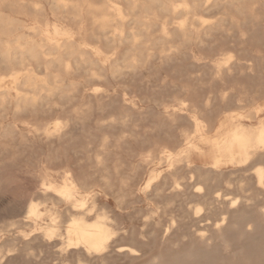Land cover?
Wrapping results in <instances>:
<instances>
[{
	"label": "bare ground",
	"instance_id": "obj_1",
	"mask_svg": "<svg viewBox=\"0 0 264 264\" xmlns=\"http://www.w3.org/2000/svg\"><path fill=\"white\" fill-rule=\"evenodd\" d=\"M50 3L51 6L55 8V10H59L62 15L63 13L64 15L68 14L73 19L74 23L67 24L58 18L52 19L46 16L41 18V14H44V6L41 5V0H0V112L8 107L14 108L17 112L28 109L33 110L39 107L50 108L59 106L63 108V106L72 103L75 95L80 90L83 92V95L91 93L95 96L105 92L100 88L101 83L109 78L113 79L118 76L120 77L121 74H124V71L127 73V68H136L137 64H140L139 61L141 57L146 56L149 59L150 56L154 55V53L152 54L150 51L147 52L149 48L148 43L144 41L141 36L150 37L149 34L151 29L155 27L159 29L160 38L163 42L171 43L172 40L176 39L180 42V45L201 43L205 39V36L209 37L208 35L210 34H218L219 37V34L222 35L230 29H236L240 33L238 39L241 37V41L235 45H233V42L232 44L228 42V44L229 46L231 44V48L241 51V54L235 55L231 49L226 48V45H222L223 43L221 42L222 46L217 49L219 50L218 57L216 56L212 63L209 62L212 64L211 70L213 78L223 83H226L225 81L227 79L234 78L236 80L235 82L240 85L243 81L242 79L238 81V79L245 78L251 72L255 71L257 60L263 62L264 59V52L259 45H253L248 53H245V47L243 46L245 44L243 38L249 33L248 31L254 32V28L259 24H263L264 28V0H50ZM5 7H9V11L12 10V14L5 13L3 11ZM204 12L219 13L220 16L216 18V14L214 16L216 19H208L202 15ZM23 16H27L28 18L24 19L22 18ZM164 16L167 17V19L162 20L161 17L164 18ZM175 19H177V21L169 26L170 21H174ZM232 31L233 30H230L228 32L232 33ZM170 32H173L174 35L170 36ZM231 33L230 35H232ZM251 38L252 37H249L248 39ZM254 38L256 37L254 36ZM254 38L251 40L257 39ZM223 39L224 37L221 41ZM215 40L220 41L217 38ZM203 42H205V40ZM157 46L158 45H156V47ZM142 47H144L146 54L143 53ZM176 47L177 46L174 48ZM180 48L179 46L177 49ZM186 50L187 49H185V51ZM166 51L164 49L161 50V52H163L160 53V57H163L161 60H164L171 54L165 53ZM206 53L208 54L209 52ZM199 54L200 52L198 55ZM202 55L204 56L205 54L203 53ZM171 57L174 58L173 55ZM169 60L170 59H167V61ZM143 65L144 64H142V67ZM209 73L208 75L212 76V74L210 75ZM194 76L197 75L194 74ZM164 80L166 79H163V81ZM235 82L232 83L234 84L232 85L233 88L234 86L237 88ZM204 83L206 84V81ZM212 85L214 86L213 83ZM243 87L245 86L243 85ZM249 88L250 87L247 89ZM259 88L258 85V89ZM228 89H230V86ZM241 89L243 88L241 87ZM154 93H156L155 90ZM103 94L105 95V93ZM226 95L224 92L220 94L219 97L221 101L228 100L226 97L229 95ZM198 97L200 99V96ZM211 97L212 96H210V99ZM176 99H178L176 100L177 105L172 106L171 110H167L168 107L165 106L164 119L168 122L169 126H172L175 122L179 121L182 116L181 113L185 111L188 113L191 129H182L180 131L181 139L178 143L175 142L174 137L167 129L165 130L166 136L164 141H153L152 145L146 151L140 153L138 164L153 165L148 171L144 189L153 185V197L160 196L161 192L166 190L171 192L168 193L169 198L165 202V207H163V215H166L164 212L167 207L170 206L169 204L173 205L176 197L186 195V193H184V187L179 181L185 178V176L180 175V169L183 167L187 171V178L190 179V182L191 179L197 177L201 179V181L203 180L205 185H207V189L204 191L201 185H197L192 193L187 195L189 198L196 197L200 201L191 203V206L188 204L189 206H187V209H183L182 205H180L179 210L182 211L181 216L185 217L186 215H192L194 218L201 219L205 217L206 220H210L212 215H218L219 218L212 221V228L218 233H221L228 219V215L238 211L237 208L240 202L248 204L251 200V198L247 197L248 192H254L256 195H264V117L260 116V113L263 111V106L258 103V94L256 92L252 95L246 94V90L244 93L238 92L236 108L221 111L218 116H216V119L211 121L206 115L208 111L205 112L210 106H207L208 108H198L200 106L197 107L196 103L188 105L186 99L181 100L177 97ZM96 101H98V99ZM96 103L98 105L99 102ZM102 103L103 101L99 105ZM164 103L166 104V100ZM208 103L207 101L206 104L208 105ZM83 105L84 103L82 102L80 103V108H75L77 105L73 107L75 113L73 110L72 112L76 117L83 116L85 110ZM110 105H112V103H110ZM100 108L105 110L103 105ZM117 111L119 113L121 110ZM55 119L52 129L46 124L44 125V122L46 123V121H44L36 125L33 131H37V134L38 132H42L47 136H53L52 134L59 132L61 129L65 130L66 127H64L60 121L62 119L58 120L59 117L57 119V116ZM95 121H97V124L99 123L98 119ZM119 121L122 122L123 120ZM49 122L47 121V123ZM115 122L117 123L116 120ZM65 123L68 124L69 121ZM116 123L115 125H117ZM97 126H101L100 123ZM150 127L151 126H149V128ZM15 128L17 127L15 126ZM76 128L74 127L75 130H77ZM79 129L82 130V128ZM143 130L147 129L143 128ZM10 133L11 130L0 127V136H6ZM21 133L18 135L21 136ZM137 136L139 135L137 134ZM9 139L11 140V138ZM118 139L120 138L116 140L118 141ZM123 140L124 139H122V141ZM8 143H3L5 145H1L0 141L2 147L8 145ZM23 143L26 142L23 141ZM100 147L101 145L96 148L98 149L97 151L101 150L99 149ZM118 148L119 144L117 149ZM103 149L102 147V151ZM106 154L108 155V152ZM95 158L97 161V157ZM162 164L165 165L164 169H161V167L159 168ZM224 168H231L233 172L230 174L235 172L246 173L249 170L253 173V178L244 177L239 181L237 186L240 193L239 195H232L231 190L234 188L233 182L230 178L231 176L222 177ZM92 174L94 173L92 172ZM102 178L104 179V177ZM59 179V181L52 179L51 175L47 172L42 174L41 184H38L40 185V189L38 191L34 189L37 192L33 191L34 194L30 196L28 201L25 199L26 204L22 210L23 218L30 220L34 229L37 230L44 239L52 241L54 238H58L61 242V251L64 250V253L69 249H82L86 254H99L105 251L112 239L119 235V229L113 224L114 220L111 219L106 209L97 207L95 194L86 190L84 181H79L69 170V167L63 168ZM105 179L107 178L105 177ZM125 180L122 179V181L126 182ZM119 182L121 181L119 180ZM220 184L223 185L225 191L222 190ZM37 187L35 184L34 188ZM121 197L123 198V195ZM15 202L19 204L16 200H14V204ZM118 202L122 203L123 201ZM158 206L159 205L155 207L158 209ZM258 207L259 212L264 216V203L258 205ZM206 210L207 212L204 215V211ZM158 211L160 210H157V212ZM159 215H161V213ZM90 216L93 217L90 219ZM64 217H66V219H64ZM159 218L157 217L158 222L161 221ZM149 220L151 219H148V222ZM174 224H172V226H174ZM9 226L11 227V225ZM9 226H7V228ZM17 226L18 225H13V227ZM144 226L146 227L145 224ZM248 226L249 224H247V227ZM247 227L243 232L249 229ZM171 228L172 227H170V229ZM9 229L11 228H8V230ZM198 233L201 238H205V232L203 230H200ZM241 236L243 237V234ZM257 237L259 238L260 236ZM258 238L256 239L259 240ZM226 243L229 245L228 242ZM10 246L12 245H9V247ZM120 249L130 248L120 247ZM6 250L7 253L11 251V249ZM32 255V257H34V254ZM59 255L61 254L59 253ZM90 256L92 255H89V257ZM3 258H1L2 260L0 259V262L3 261ZM77 259L78 264H81L82 260L80 257H77ZM208 262L211 264V261ZM66 263L68 264V262ZM185 263L187 262L185 261ZM154 264H156V262H154Z\"/></svg>",
	"mask_w": 264,
	"mask_h": 264
},
{
	"label": "rangeland",
	"instance_id": "obj_2",
	"mask_svg": "<svg viewBox=\"0 0 264 264\" xmlns=\"http://www.w3.org/2000/svg\"><path fill=\"white\" fill-rule=\"evenodd\" d=\"M44 1L46 0H41V5L45 7H43L44 14H41V18L46 16L52 19L58 18L67 24L74 23L73 19L68 14L64 15L63 13L62 15L59 10H55V8L51 6L50 0H47L46 2ZM9 9V7H5L3 8V11L7 14H12V10L9 11ZM202 15L208 19H216L220 16L219 13L206 12ZM215 15L216 18L214 17ZM22 18L26 19L28 17L23 16ZM161 18L162 20L167 19L165 16L164 18ZM175 21H177V19L174 21L171 20L169 26ZM230 30H233L232 33L228 32ZM230 30L225 34L223 33V36L219 34V37L218 34H210L208 35L209 37L205 36L204 40L207 43L203 42V40L201 43H189L191 45L187 43L180 45V42L176 39L172 40L171 43L163 42L160 38L159 29L155 27L151 29L149 34L150 37L141 36L143 40L148 43L149 48L147 49V52L150 51V53H154L149 59L146 56L140 58V64L143 62V67L146 66L143 68L142 64L140 65L138 63L136 66L137 69L127 68V73L125 71L123 72L125 75L121 74L120 77L118 76L113 79L109 78L101 83L100 88L102 91H105L103 92L105 95L103 93H99L97 96L91 93L83 95V92L80 90L75 95L72 103L63 106V108L59 106H53L50 108L39 107L33 110L28 109L17 112L14 108L8 107L0 112V127H5L7 130H11L9 135L0 136V138L2 137L0 139L1 145H5L3 143L7 144L9 142L8 145L3 146L4 150L0 145V224L2 225H0L2 230H0V255H2L0 256V259L5 257L3 258V261L0 262L1 264H67L66 262H68V264H78L77 257H80L82 260L81 264H154V262H156V264H209L210 262L208 261H211V264H264V216L259 212L258 207V205L264 203V195H256L254 192H248L247 197L251 198L249 203L240 202L237 208L238 211L228 215V219L223 226L222 232L218 233L212 228V221L218 219V215H212L210 220H206L205 217L198 219L194 218L192 215H186L183 217L181 216L182 211L179 210L180 205H182L183 209H187V206H191V203L200 201L196 197L189 198L187 195L192 193L197 185H201L202 190L205 191L207 185H205L203 180L201 181V179L194 177L190 182V179L187 178V171L182 167V169H180V175L185 176V180L182 179L179 181L182 183L186 195L176 197L173 205L169 204V208L167 207L164 212L166 215H163V207H165V202L169 198L168 193L171 192L166 190L161 192L160 196L153 197V185L144 189V183L147 179L148 171L153 165L138 164L140 153L146 151L152 145L153 141H164L166 136L165 130L168 129L169 133L174 137L175 142L178 143L181 139L180 131L182 129H191V122L188 118V113L185 111V113H181V118L172 125L173 127L169 126L168 122L164 119V111L166 110L165 106L168 107L167 110H171L172 106H176V100H178L176 97L181 100L186 99L188 105L196 103L197 107L200 106L198 108H208L210 106L205 112L208 111L206 115L209 120L213 121L221 111L236 108L238 92L244 93L246 90V94L248 95H252L256 92L258 94V103L263 106V111L260 113V116L264 117V59L263 62L261 61L262 63L257 60L255 71L251 72L245 78L238 79V81H241L242 79V86L241 84L239 85V83H236L234 78L227 79L225 81L226 83L213 78L211 63L216 56L219 55V50L217 49L220 46L226 45L225 47L231 49L235 55L241 54V51L231 48L232 42L233 45H235L241 41V37L238 39L240 33L236 29ZM263 31V24L257 25L254 28V32L248 31L249 33L243 38L245 40V44L243 45L245 47V53H248L255 44L259 45L264 52ZM172 33L173 32H170V36L174 35V33ZM230 33L232 35H230ZM226 34L229 35L227 36ZM253 35L257 39L254 38ZM220 37H224V39L221 41L222 38ZM249 37L256 40H251L252 38L248 39ZM216 38L220 41L215 40ZM153 42H157L158 44ZM228 42H231L230 46ZM210 43H213L214 45ZM156 45L158 46L156 47ZM173 46L177 47L174 48ZM179 46L181 48L177 49ZM161 48L165 51L168 50L165 53H171L165 58L166 60H161V58H163L160 57V53H163L161 52ZM141 49L144 51V47ZM185 49L187 50L185 51ZM199 52L200 54L204 53L205 55L203 56L201 54L202 57L200 54L198 55ZM206 52L209 53L207 54ZM143 53L146 54V51ZM172 55L175 59L171 57ZM167 59H170L171 61H167ZM175 60H178L179 62H176ZM208 73L210 75L212 74V76H209ZM194 74L197 76H194ZM143 76L147 78H144ZM163 79L166 80L163 81ZM204 80L206 81V84L204 83ZM234 82L235 85H237V88L234 86L235 89L232 86L234 85L232 84ZM243 85L245 87H243ZM258 85L260 87L259 89ZM229 86L230 89H228ZM154 87L158 89H155ZM241 87L243 89H241ZM246 87L250 88L247 89ZM154 90L156 93H154ZM222 92H224L225 95L227 94L226 96L229 95L226 97L228 99L227 101H221L219 96ZM208 95L212 96L211 99ZM198 96H200V99ZM96 98L98 101H96ZM165 100L166 104L164 103ZM102 101L104 104L102 103L99 105ZM207 101L209 102L208 105L206 104ZM82 102L85 107L82 106L85 109L84 114L83 116L76 117L73 107L77 105L75 108H80V103ZM96 102H99L98 105ZM110 103H112V105H110ZM102 105L105 107L106 111L103 108H100ZM117 110H121L120 112L122 114L120 112L118 113ZM56 116L57 119L59 117L58 120L62 119L65 122L69 121V123L66 124L60 120L63 126L68 130L61 129L62 131L60 130L59 132L52 134L54 137L51 135V137L47 136L42 132H38L37 134V131H33L36 125L44 121H46V123L44 122V125L46 124L52 129ZM96 119H98L101 126H97L99 123L97 124V121H95ZM119 120L123 121L120 122ZM47 121L50 122L47 123ZM115 123L117 125H115ZM14 125L17 128H15ZM149 126L151 127L149 128ZM74 127H77V130H75ZM79 128H82V130ZM143 128H146L147 130H143ZM19 132L21 133V136L23 134L22 138L19 136ZM137 134L139 136H137ZM9 138H11V140ZM117 138L120 139L117 141ZM122 139L124 140L122 141ZM23 141L26 143H23ZM118 144L119 148L117 149ZM100 145L101 147L99 149L101 150L97 151L98 149L96 148ZM102 147L104 148L103 151ZM106 151L108 152V155L106 154ZM94 155L97 157V161ZM68 167L79 181H84L86 190L95 194L97 207L106 209L110 214L111 219L114 220V226L119 229V235L113 238L107 247L109 250L106 248L105 251L99 254H86L82 249H69L64 253V250L61 251V242L58 238H54L52 241L44 239L41 234L34 229L31 221L23 218L22 210L26 201H28L30 196H32L36 190L38 191L40 189V185L38 184H41L42 174L47 172L51 175L52 179L59 181L63 168L65 169ZM160 167L161 169H164L165 165L162 164L159 168ZM57 170H61L59 172L60 174L57 173ZM92 172L94 174H92ZM231 172H233L231 168H224L222 171V177L231 176L230 178L234 186L231 190L232 195H239L240 193L237 189L239 181L244 177L253 178V173L249 170L246 172L248 174L235 172L233 175L230 174ZM102 177H104V179ZM105 177L107 179H105ZM122 179H126V182L122 181ZM119 180L127 184L121 183ZM35 184L36 187L38 186V189L34 188ZM220 186L222 187V190L225 191L223 185L220 184ZM120 195H123V198ZM116 199L123 202H118ZM14 200L19 202V204L16 202L14 204ZM157 205H159L158 209L155 207ZM157 210L160 211L157 212ZM206 212L207 210L204 211V215ZM160 213L161 215H159ZM92 217L93 216H90V219ZM157 217L161 218H159V220H161L160 222H158ZM64 219H66V217H64ZM148 219L151 220L148 222ZM173 219L176 225L174 224ZM145 221L148 223L146 224ZM12 223L14 226H18L13 227ZM172 224H174V226H172ZM247 224H249L248 227ZM9 225H11V227ZM7 226L11 229L8 230ZM233 226L236 227L234 228ZM170 227L172 228L170 229ZM246 227L249 229L246 232H243ZM200 230L205 232V238H201L199 235L198 232ZM241 232L243 237L241 236ZM257 236L260 237L258 238ZM226 242H228L229 245ZM9 245L12 246L9 247ZM120 247H128L131 250H134L120 249ZM6 249H11V251L7 253ZM59 253L61 255H59ZM32 254H34V257H32ZM89 255L92 256L89 257ZM183 255L188 256L183 258ZM185 261L187 263H185Z\"/></svg>",
	"mask_w": 264,
	"mask_h": 264
}]
</instances>
